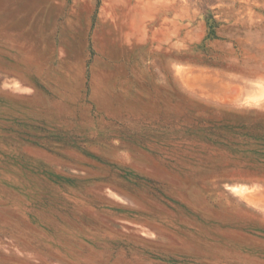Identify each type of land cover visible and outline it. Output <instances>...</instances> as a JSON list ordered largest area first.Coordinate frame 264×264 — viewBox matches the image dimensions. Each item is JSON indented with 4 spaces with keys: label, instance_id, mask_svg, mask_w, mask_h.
<instances>
[{
    "label": "rangeland",
    "instance_id": "1",
    "mask_svg": "<svg viewBox=\"0 0 264 264\" xmlns=\"http://www.w3.org/2000/svg\"><path fill=\"white\" fill-rule=\"evenodd\" d=\"M0 264H264V0H0Z\"/></svg>",
    "mask_w": 264,
    "mask_h": 264
}]
</instances>
